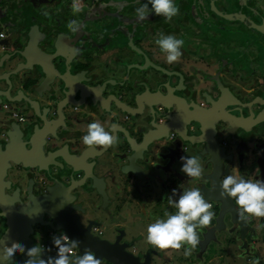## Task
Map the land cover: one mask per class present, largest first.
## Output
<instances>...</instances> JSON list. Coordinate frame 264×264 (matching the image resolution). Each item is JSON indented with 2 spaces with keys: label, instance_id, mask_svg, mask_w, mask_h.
I'll use <instances>...</instances> for the list:
<instances>
[{
  "label": "flooded vegetation",
  "instance_id": "af4514ba",
  "mask_svg": "<svg viewBox=\"0 0 264 264\" xmlns=\"http://www.w3.org/2000/svg\"><path fill=\"white\" fill-rule=\"evenodd\" d=\"M174 2L171 22L150 14L137 23L136 0H82L75 16L72 0H0L1 251L13 241L8 227L20 222L23 242L43 246L44 257L56 255L52 236L61 232L80 243L144 239L148 224L175 210L156 185L140 201L109 184L127 157L138 175L168 176L170 189L186 181L181 156L199 157L210 173L208 157L198 156L208 148L220 157L221 180L237 169L264 179V0ZM72 19L81 31L68 30ZM161 32L184 40L178 62L167 63L155 44ZM93 120L118 144L84 145ZM88 175L103 180V194L85 188ZM229 216L228 234L217 236L224 246L212 255L167 250L151 264H264V218L244 223L245 254Z\"/></svg>",
  "mask_w": 264,
  "mask_h": 264
},
{
  "label": "clouds",
  "instance_id": "9594fccd",
  "mask_svg": "<svg viewBox=\"0 0 264 264\" xmlns=\"http://www.w3.org/2000/svg\"><path fill=\"white\" fill-rule=\"evenodd\" d=\"M135 8L137 23L148 19L150 14L163 17L166 22H171L173 17L179 14V7L174 0H145ZM151 5V7H149ZM112 6L120 7L117 0H112ZM71 11L78 15L84 11L85 5L82 0H72ZM45 15L48 13L45 12ZM66 27L71 33L81 31L83 25L77 19L70 20ZM155 44L165 56L167 63L178 62L182 55L184 40L174 35L158 33ZM86 146L110 148L118 144L119 138L111 130H107L99 121L87 125L86 133L82 137ZM185 151V150H184ZM182 166L180 171L187 175L189 180L199 181L204 175V167L197 156H181ZM220 196L228 197L234 201L238 218L247 222L250 218H264V179H245L236 172L223 176L220 180ZM182 192L172 189L171 195L167 196L168 205L174 212H164V218H156L146 227L144 239L155 249L162 252L172 249L179 251L184 248L183 256L190 257L193 250L200 244L198 229L211 225L215 213L211 210L213 205L208 202L199 187L182 188ZM3 242V236L0 237ZM52 244L56 249L55 256L43 258L45 251L38 244L26 248L25 245L12 241L11 244L3 243L0 251L2 264H16V254H26L27 259L23 264H102L92 250L85 249L83 254H76L74 249L79 247L80 242L72 240L63 232L53 234ZM49 252L51 248L47 249ZM256 264H259L257 261Z\"/></svg>",
  "mask_w": 264,
  "mask_h": 264
},
{
  "label": "water",
  "instance_id": "95a60500",
  "mask_svg": "<svg viewBox=\"0 0 264 264\" xmlns=\"http://www.w3.org/2000/svg\"><path fill=\"white\" fill-rule=\"evenodd\" d=\"M20 56L22 61H26V57L24 55L20 54ZM16 71L17 69H14L13 73H15ZM159 137H162V135ZM152 140L153 138L151 139V141ZM197 142L203 141L199 140ZM202 149H204V147ZM204 155L208 157L207 162L210 165V173L208 175H203V177L199 181H192L189 180L188 177H186V181L183 184L176 185L172 188L177 189L178 192H182V188L199 187L208 202L212 201L216 203L217 211L214 212L215 217L213 218L211 225L197 230L199 233L200 244L194 250L197 251V253H203L208 257L224 246L222 241L219 240L217 236L226 235L229 232V229L226 228V225L222 220V216L226 213L230 215L228 222L236 227L237 238L238 240H240L239 248L243 249L245 254H248L247 251L250 243L245 239L244 234L249 227H246V222H243L238 218L236 210L232 208V201L228 197L220 196L221 174H218L220 157L211 148L202 151V153H198V156ZM126 161L127 164L125 169L122 168L121 164L116 172L112 173L109 177V184L112 185L117 191L122 187L126 192H128V190L130 189L129 197L131 199L135 198L140 201H147L150 199V195L156 185L157 187H160L162 193L166 197L168 195H171L172 189H170L171 187L169 185L168 176L157 177L153 174H149V172H144L143 174L138 175L139 169L141 168H139V166H137L136 164L131 165L132 163L130 162V159L128 157ZM143 162L146 164L149 163V161L146 160H143ZM105 163L106 161L103 160L102 166ZM68 164L71 165V162H68ZM150 165L153 166V162ZM78 170L82 171V169L80 168H78ZM128 176H131V178H134V180H130L131 178L127 179ZM86 179L88 180L89 184L85 188H91L102 193L103 190L102 186L100 189V185L103 184L104 187V183H102L103 180L101 181V184L98 185L95 182L94 176L88 175ZM138 183L140 184L137 186ZM55 227L59 229L63 228V226L60 225ZM23 229L24 222L16 223L15 225H13V227H8L7 234L9 236H12V239L14 241L26 246V243L23 242L21 237L24 232ZM26 248L28 247L26 246ZM77 248L79 249V252H82L85 249H90L98 258L107 261L109 264H151V257L153 256L156 258H161L162 252L150 246L143 238L138 237L134 238L133 241H126L121 240V236L114 237L111 242H106L105 240L97 241L94 239H88L86 242H81L79 244V247ZM129 248H131L132 250H128ZM132 251L135 252L133 253ZM43 258L47 259L48 257L43 256ZM26 259V254L18 253L17 257L15 258L16 264H23ZM0 264H2L1 261Z\"/></svg>",
  "mask_w": 264,
  "mask_h": 264
},
{
  "label": "rangeland",
  "instance_id": "374dc122",
  "mask_svg": "<svg viewBox=\"0 0 264 264\" xmlns=\"http://www.w3.org/2000/svg\"><path fill=\"white\" fill-rule=\"evenodd\" d=\"M263 238H264V233H262L261 231H260V240H259V246H258V249L260 250V253L264 250V240H263ZM248 264L250 263V261L248 262V261H246ZM235 264H243V262L241 261V262H236Z\"/></svg>",
  "mask_w": 264,
  "mask_h": 264
},
{
  "label": "crops",
  "instance_id": "0c3cea01",
  "mask_svg": "<svg viewBox=\"0 0 264 264\" xmlns=\"http://www.w3.org/2000/svg\"><path fill=\"white\" fill-rule=\"evenodd\" d=\"M260 251V250H259ZM263 252V251H262ZM241 261V260H240ZM244 261V260H243ZM245 262V264H247V262L246 261H244Z\"/></svg>",
  "mask_w": 264,
  "mask_h": 264
},
{
  "label": "built area",
  "instance_id": "2783aa9c",
  "mask_svg": "<svg viewBox=\"0 0 264 264\" xmlns=\"http://www.w3.org/2000/svg\"><path fill=\"white\" fill-rule=\"evenodd\" d=\"M2 36L1 32H0V37Z\"/></svg>",
  "mask_w": 264,
  "mask_h": 264
}]
</instances>
